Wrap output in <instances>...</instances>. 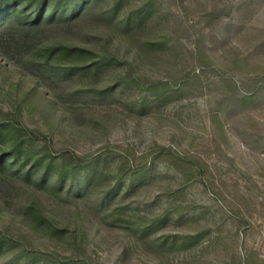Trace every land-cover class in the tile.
<instances>
[{
	"label": "rangeland",
	"instance_id": "374dc122",
	"mask_svg": "<svg viewBox=\"0 0 264 264\" xmlns=\"http://www.w3.org/2000/svg\"><path fill=\"white\" fill-rule=\"evenodd\" d=\"M71 14L0 29V264H264V0Z\"/></svg>",
	"mask_w": 264,
	"mask_h": 264
},
{
	"label": "trees",
	"instance_id": "16d2710c",
	"mask_svg": "<svg viewBox=\"0 0 264 264\" xmlns=\"http://www.w3.org/2000/svg\"><path fill=\"white\" fill-rule=\"evenodd\" d=\"M60 1L62 0L58 1V4L55 8L50 9L51 0H0V29L5 26H14L16 24L23 29L38 27L44 22L50 23L54 21V19H56V17L61 14V12H67L68 10H71L72 14L70 15V17H73L76 14H79L82 11L83 7L87 4V0H65L62 1V4H59ZM19 7L21 8L18 9ZM143 19L144 18L142 17H138L136 19V24H139ZM63 49L69 53H83V50L79 48L69 47L54 48L52 50L53 52H56ZM6 55H2L3 59L6 57ZM1 65L2 64L0 61V66ZM68 71H72V69H68ZM2 122L3 120L0 119V126L2 125ZM28 133L32 137H34L32 133ZM40 137L44 138L45 140H49V138L45 135H40ZM20 159L21 146L20 144H17L13 146L8 153L0 152V167L11 168L12 166L18 164ZM201 170L203 171L202 168L200 169V171ZM62 179L63 176L60 177L61 181H63Z\"/></svg>",
	"mask_w": 264,
	"mask_h": 264
}]
</instances>
